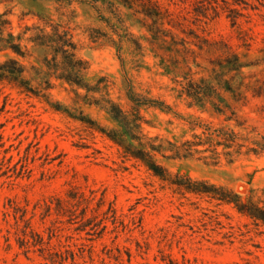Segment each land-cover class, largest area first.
<instances>
[{"label": "rangeland", "instance_id": "374dc122", "mask_svg": "<svg viewBox=\"0 0 264 264\" xmlns=\"http://www.w3.org/2000/svg\"><path fill=\"white\" fill-rule=\"evenodd\" d=\"M154 1L174 27L117 0H0V264H47L26 233L65 264H264V226L131 155L264 208V0L207 19L199 0ZM221 129L241 147L203 133ZM73 189L113 208L106 228L48 212Z\"/></svg>", "mask_w": 264, "mask_h": 264}, {"label": "trees", "instance_id": "16d2710c", "mask_svg": "<svg viewBox=\"0 0 264 264\" xmlns=\"http://www.w3.org/2000/svg\"><path fill=\"white\" fill-rule=\"evenodd\" d=\"M117 2L122 5V7L134 10L137 14L143 15L146 18L152 20L155 25H158L160 28H165L166 23L171 25L172 21H168L170 18L172 20V14L169 11L165 10L157 1L154 0H117ZM224 6H222L218 0H199L194 3V14L196 17L201 18H210L213 15L214 17H218L221 11L228 10L233 15H238L241 11L238 8L247 9L248 4L244 0H221ZM245 5V6H244ZM252 9H257L253 7ZM237 19V17H235ZM167 20V22H166ZM227 92L234 93L231 88H226ZM206 98H213L209 93H202ZM201 94V95H202ZM200 95V94H199ZM129 99L133 103H137L135 97L129 94ZM145 105L156 106L162 110H166L167 108L163 104H157L155 102H146ZM208 140L212 142L216 139L218 145H224L227 149L231 148L234 145H238V141L240 140L238 134L234 131H225L224 129L211 131L206 134ZM110 139L123 147L122 144L118 143L114 138ZM254 148H251L250 151L257 153L258 151L264 152V137H262V141H252L250 142ZM190 146H198L202 144H193L188 143ZM141 149L135 153H132V157L138 161H141L143 166L147 168V170L157 179H159L162 183L167 184L170 187H175V191H177L182 196L192 195L201 198H208L211 201L217 203L218 206L226 205L231 206L233 209L237 211L242 216H245L252 220L256 225L264 226V208H260L253 202V199L250 198L246 202L237 194H234L231 191H228L224 188H218L214 185H210L208 182H196L193 181L190 177L184 175H176L174 179L171 178L169 172L159 164L152 162V160H147L145 157L149 156V152L143 148V145L140 144ZM126 149V148H125ZM154 150V148H152ZM155 151V150H154ZM127 152V149H126ZM10 162V161H9ZM10 166L7 167V172L10 173ZM56 207L53 205L48 206V212L54 211L57 215L63 217H70V220H73L72 217L75 216L76 219L81 218L80 226L77 229L79 232H87L90 234V231L95 230L97 227L103 226L106 228L107 226L104 224L110 216V214L114 210L109 207L107 212H103L100 214L102 208L105 207V202L103 197H98L95 193H91L90 195H86L83 192H78L77 189H73L70 191L67 199H56ZM96 204L95 208L92 207ZM74 209H80L79 216L73 212ZM91 212V216L88 214ZM105 216V217H102ZM114 224L116 218L113 217ZM1 227V225H0ZM19 246L21 249L27 250L26 253L30 251L31 248H39L40 257H42L46 263L51 264H65L69 258L63 256L62 253L51 252L46 248V243L44 239L40 238L37 242H30L28 239L27 233L24 234V238L19 239ZM74 261V258H72Z\"/></svg>", "mask_w": 264, "mask_h": 264}]
</instances>
